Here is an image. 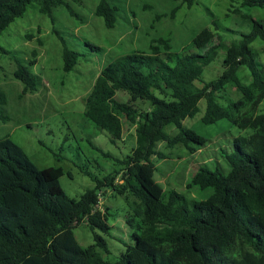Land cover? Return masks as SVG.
Instances as JSON below:
<instances>
[{"label":"trees","instance_id":"trees-1","mask_svg":"<svg viewBox=\"0 0 264 264\" xmlns=\"http://www.w3.org/2000/svg\"><path fill=\"white\" fill-rule=\"evenodd\" d=\"M71 2L76 0H0V33L30 3L53 22L55 7L75 15ZM240 4L264 9V0ZM115 10L109 0H98L93 12L112 27ZM247 18L250 30L236 41L226 44L216 36V27H203L189 42L199 52L171 54L167 40L157 39L150 42L148 52L119 55L100 69L84 97L82 114L115 142L122 134L120 113L133 128L134 142L129 153L115 159L120 168L92 178L95 184L77 198L60 187V166L38 168L9 137H0V264H264V112L259 110L264 68L249 46L255 37L264 41V26ZM218 49L224 51V70L204 81L202 70ZM77 56L62 44V70L69 71ZM33 63L14 60L12 75L22 84L21 93H34L42 84L29 70ZM240 65L248 70L247 83L237 75ZM226 83L239 97L221 105L218 93ZM201 98L205 102L201 122L223 118L249 133L232 139V149L224 156L225 173L200 166L186 182V187L209 188L205 198L188 199L173 188L158 191L150 159L164 156L155 144L179 143L190 151L202 146L205 138L181 122L197 111ZM5 99L0 88V120L5 119ZM169 124L177 129L171 137L163 129ZM101 188L123 197L125 222L134 228L133 241L112 260L97 252L96 245L105 244L96 232L93 244L84 249L72 231L83 220L92 231L109 230L106 211L97 207Z\"/></svg>","mask_w":264,"mask_h":264},{"label":"rangeland","instance_id":"rangeland-1","mask_svg":"<svg viewBox=\"0 0 264 264\" xmlns=\"http://www.w3.org/2000/svg\"><path fill=\"white\" fill-rule=\"evenodd\" d=\"M240 1L109 0L116 8L112 27H106L103 19L94 14L98 0L71 2L75 15L55 7L53 22L38 12L37 4L30 3L23 15L14 18L0 33V46L6 50L0 54V88L6 95L0 137H9L38 168L60 166L63 171L58 179L60 187L67 196L77 198L84 189L95 184L92 178L101 179L112 169L120 168L115 159L129 153L134 142L133 128L127 127L120 113L117 115L122 134L115 142L82 114L84 97L100 69L119 55L131 51L148 52L150 42L157 39L167 40L171 54L199 52L189 42L203 27H216V36L227 44L250 30L247 17L264 26V9L242 6ZM62 44L78 53L69 71L61 68ZM249 46L264 68V41L255 37ZM223 55L224 51L218 49L214 59L203 68L202 80L221 74ZM15 59L22 64L33 60L29 70L42 81L36 92L21 93L22 84L12 75ZM237 75L242 83L250 79L248 70L242 65ZM218 95L221 105L239 97L235 87L228 83ZM204 105V99H199L197 111L181 121L183 126L205 138L202 146L192 144L195 149L190 151L179 143L167 146L159 141L155 144L154 149L164 156L153 155L150 159L155 168L151 177L158 191L173 188L188 199L205 198L209 188L186 187V182L200 166L225 173L228 164L224 156L232 149V139L249 133L223 118L209 124L201 122ZM259 110L264 112V100ZM163 129L169 137L177 132L171 124ZM97 207L107 213L108 231H92L84 220L73 225L72 231L84 249L93 244L92 235L96 232L105 244V247L96 245L97 252L112 260L125 243L133 241L131 231L134 228L125 222L127 205L123 197L112 195L110 189L101 188Z\"/></svg>","mask_w":264,"mask_h":264}]
</instances>
